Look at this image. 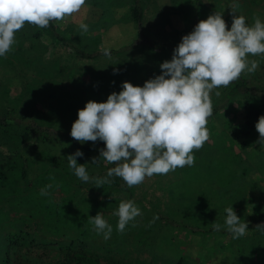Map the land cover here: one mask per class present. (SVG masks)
<instances>
[{
  "label": "rangeland",
  "instance_id": "rangeland-1",
  "mask_svg": "<svg viewBox=\"0 0 264 264\" xmlns=\"http://www.w3.org/2000/svg\"><path fill=\"white\" fill-rule=\"evenodd\" d=\"M140 3L144 32L158 43L179 44L183 35L190 32L197 14L194 0H140ZM230 4L239 5L236 14L244 16L247 24L252 25L254 17L264 23V0H200L199 11H209L202 14L203 19L221 13L230 29L233 18ZM130 5L131 0H86L78 13L54 23L86 51L121 49L138 37L129 16ZM81 22L88 25V32L79 28ZM30 34L24 26L15 34L11 50L0 56V109L21 119L44 123L68 137L61 134L45 137L18 127L0 128V182L25 159L29 166L27 182L12 175V185L23 189L26 185L34 186L38 178L45 188L52 185L46 191L53 201L65 203L62 211L69 214L74 227L60 224L59 230L65 235L54 233L53 226L37 222L40 212L32 218L33 205L30 202L28 205V200L10 203L11 198L21 197L22 192L2 196L0 185V208L4 211L0 220V245L3 242L0 255L5 256L7 264H48L47 256L60 250L56 244L71 241L76 228L84 233L80 239L72 240L69 256L73 252L82 253L100 264H264L262 231L248 228L244 236L234 239L231 233L202 234L168 222L200 228L219 223L221 230H227L225 209L230 206L241 222L248 224L251 219L264 222V147L256 143L257 131L245 138L234 133L243 121L245 102L260 104L264 100V54L247 56L249 61L259 64L254 73H242L252 89L228 86L210 93L213 114L206 124L209 138L201 149L193 150V166L146 177L128 192L105 196L91 180L84 183L78 179L68 165L67 156L77 149L84 154L77 157V162L84 164L90 177L107 165L102 158L92 163L101 149L92 147L93 142L73 144L70 131L78 110L89 100L106 101L109 94L122 90L124 81L143 86L146 80L161 74L160 64L171 60L173 53L126 49L118 54L88 58L74 54L46 33L39 39ZM216 91L221 95L216 96ZM129 200L139 207L142 215L119 233L114 212L121 201ZM97 213L112 226L107 240L89 223L90 217ZM154 215L158 219L150 224ZM22 216H27L25 223L21 222ZM14 218L19 219L16 222L19 227ZM52 220L47 218L46 222L53 224ZM29 221L37 223L26 228ZM21 229H27L23 237H33L35 242L4 243L3 237Z\"/></svg>",
  "mask_w": 264,
  "mask_h": 264
},
{
  "label": "clouds",
  "instance_id": "clouds-1",
  "mask_svg": "<svg viewBox=\"0 0 264 264\" xmlns=\"http://www.w3.org/2000/svg\"><path fill=\"white\" fill-rule=\"evenodd\" d=\"M85 3L86 0H0V56L11 50L15 34L25 24L47 28L50 22H61L78 13ZM229 6L233 17L230 29L221 13L209 15L183 35L171 60L160 64V75L146 80L143 86L124 81L122 90L109 94L106 101L89 100L78 110L71 137L81 144L103 141L105 147L92 163L102 158L114 165L105 177H90L84 164L77 162V157L84 155L77 149L67 160L78 179L84 183L91 180L95 187H102L111 183V177H119L131 188L146 177L194 165L193 150L201 149L209 138L206 124L213 114L210 93L228 87L242 73H254L259 64L247 56L264 54V23L254 17V23L249 25L244 16L236 14L239 5ZM79 28L88 32L84 22ZM102 51L110 55L107 49ZM215 95L221 93L216 91ZM255 127L259 133L256 143L264 147V115ZM47 194L41 190V195ZM225 212L227 231L234 239L244 236L247 222H241L232 206ZM114 215L118 217L116 230L123 233L142 213L129 200L121 201ZM156 219L154 215L150 224ZM89 223L98 235L110 238L112 226L99 213L91 216ZM212 227L219 231L222 226L213 223Z\"/></svg>",
  "mask_w": 264,
  "mask_h": 264
},
{
  "label": "trees",
  "instance_id": "trees-1",
  "mask_svg": "<svg viewBox=\"0 0 264 264\" xmlns=\"http://www.w3.org/2000/svg\"><path fill=\"white\" fill-rule=\"evenodd\" d=\"M200 6V0H194V11L197 14L194 15L193 24L190 28V32L193 30L194 26L203 19L202 14H208L209 11L203 10L199 11ZM199 12V13H198ZM129 16L134 23V25L137 28L138 31V37L132 41L128 46L122 47L121 49H112L108 50L110 55L121 53L122 50L126 49H141V50H150L153 52H160V53H167V52H174V49L177 45L173 44H166V43H158L154 41L152 38H150L145 32H144V17H143V10L140 3V0H131V5L129 9ZM25 27L28 28L31 31V36L34 39H39L43 33H46L49 35L52 39L57 40L60 44L63 46L69 48L70 51H72L74 54L82 55L88 58H98L102 56H108L104 55L103 51H96V52H89L82 48H80L78 45L73 43L71 41V38L69 35H67L63 31H59L57 26L54 22H50V26L47 28H39L36 26H32L29 24H25ZM229 86H234L237 89H245L249 90L253 87L251 86L249 79L247 77L242 76ZM257 88V87H256ZM258 97V96H257ZM261 100V99H260ZM260 104L255 103H249L245 102V106L243 109V121L239 123L236 128L234 129V133L236 135L243 136L244 138L246 136H250L251 134H254L256 130V122L258 121L259 117L261 115H264V100L259 101ZM8 127H18L22 128L25 131L29 133H39L41 136H49L51 134H61L63 138H67L68 136L66 134H62V131L56 130L44 123H38L34 120H27V119H21L11 114L8 110L0 109V128L6 129ZM73 144L75 146H80V144L73 139ZM92 147L97 148H104V142L97 140L96 142H93ZM114 165L107 164L104 168L100 169L98 172L94 174L95 177H105L107 174V170L109 167H113ZM17 170L11 169V172L9 176L3 177L1 179L0 185H2V191L1 195H15L18 192H22L21 197H13L9 201L10 203H21L22 201L28 200V205L31 203L33 205L32 209L30 210L32 213V218L36 217L37 212L41 213V216H39V220L37 222H43L46 227L53 226L54 233L58 235H65L64 233L60 232L59 225H67L70 228H73L74 225L71 223V219L69 218V214H65L64 211H62V208L65 203H57L53 201L51 195L49 192H47V195H41V190L45 189V186L43 185V181L38 178L36 179V183L34 186H28L26 185L23 187V189L20 186H13L11 182L12 175H15L19 177V179H22L24 182H27V175L29 174V166L27 164V161L23 159V161L20 162V165L16 167ZM8 179V181H7ZM111 183H106L102 187H99L101 191L104 193L105 196H111L119 191H125L128 192L130 188L124 183V181L119 177H111L110 178ZM14 187V188H13ZM25 191V192H24ZM30 202V203H29ZM20 211V210H17ZM4 211L2 208H0V220L3 217ZM47 218H53V224L50 222H46ZM18 218H14L15 225L18 221ZM27 220V216H22V223H25ZM35 222V221H34ZM33 221L28 222V226L26 228H30V225L34 223ZM35 222V223H37ZM170 224L173 226H178L181 228L190 229L194 232H200L202 234H209V233H230L227 230H219L215 231L213 230V227H207V228H200L197 226L189 225L187 223L183 222H174V224L168 220ZM58 224V225H55ZM260 225V226H258ZM73 226V227H72ZM17 227H19L17 225ZM248 228L257 229L258 231L264 232V222L260 221L258 219H251L248 223ZM76 235L72 239H80L83 230H79L78 228L75 229ZM18 233V234H17ZM20 233V234H19ZM27 233V229H21L19 232L9 233L7 236L3 237V241H13V243L18 244L25 241L26 244L28 243H34V238H27L23 237L22 234ZM68 236V235H67ZM70 237H73L72 235H69ZM68 241L67 243L61 244L57 243L59 247V252L56 254H52L47 256L46 262L48 264H100L96 259L80 253H75L69 256L70 249L73 247L74 241ZM2 245H0V254L3 253V242H1ZM76 246V245H75ZM66 247V248H65ZM64 251H66L64 253ZM0 264H7V261L5 259V256L0 255Z\"/></svg>",
  "mask_w": 264,
  "mask_h": 264
}]
</instances>
